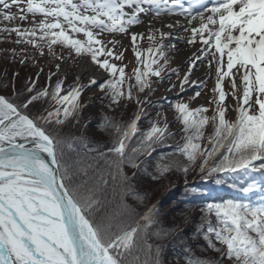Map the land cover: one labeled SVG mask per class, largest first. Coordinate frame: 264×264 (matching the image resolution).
I'll return each mask as SVG.
<instances>
[{
	"label": "snow or ice",
	"instance_id": "6c2138e0",
	"mask_svg": "<svg viewBox=\"0 0 264 264\" xmlns=\"http://www.w3.org/2000/svg\"><path fill=\"white\" fill-rule=\"evenodd\" d=\"M29 16V27L12 23ZM0 24V40L25 45L10 50L14 62L26 65L38 56L63 60L59 47L107 73L102 81L92 77L84 85L78 77L66 86L57 64L45 86L38 85L43 69L30 78L22 99L20 93L16 101L0 95V264H163L159 241L168 233L154 208L128 223L105 225L94 218L109 185L143 199L132 184L141 173L159 181L173 170L198 171L219 185L227 182L220 174L264 172V0H0ZM137 25L145 30L132 31ZM176 26L188 33L187 44L199 45L179 87L205 63L215 84L209 107L190 108L179 96L169 104L182 125L180 141L169 143L175 134L167 115L156 113L153 120L147 108L156 103L148 98L152 78L179 76L178 69L161 76L169 63L167 51L175 47L165 41L173 39L170 30ZM102 33L128 38L136 58L134 76L126 74V65L111 62L123 59L116 51L121 41L109 40V48L99 38ZM144 39L146 49L140 47ZM93 86L104 92L109 107L132 102L137 111L126 122L103 117L100 127L111 141L97 151L104 167L97 164L85 180L92 165L64 159L72 142L60 130L79 122L82 94ZM203 87H196L193 98ZM38 102L50 107L33 113ZM142 119L149 121L146 129L139 127ZM165 146L170 155L159 151ZM153 153L160 158L149 171L145 165ZM257 190L264 192V186L255 181L239 186L244 194ZM206 212L200 234L216 258L203 259L185 248L187 264H264V200L209 203Z\"/></svg>",
	"mask_w": 264,
	"mask_h": 264
},
{
	"label": "trees",
	"instance_id": "16d2710c",
	"mask_svg": "<svg viewBox=\"0 0 264 264\" xmlns=\"http://www.w3.org/2000/svg\"><path fill=\"white\" fill-rule=\"evenodd\" d=\"M13 45L15 47L6 46L7 50H0V86L4 88L7 83L9 84V86L10 84H14L11 93L13 96L12 100L16 101L17 93L21 94V99L24 95H27V93L24 92V88L27 83H25L23 80L21 81V83H19V76L17 78L13 77L11 72H9L8 67L5 66H8L9 61L2 63V57H4L5 53H8V55L10 56L11 49H22L21 46L15 45V43H13ZM28 48L32 49L31 47ZM7 58H11V56ZM26 65L20 63L19 66L21 68H26ZM27 72L28 71H25L24 73L25 81H29V79L31 78L30 73ZM125 72L128 76H133V70L130 68V66H127L125 68ZM41 82L42 79L40 80L39 78V86ZM3 88L0 89V94L10 99V93L5 88ZM173 102L178 101L175 100ZM39 104L40 102H38L36 104V107L32 109L33 113H35L37 110H44H40L37 108ZM45 107H50V105L48 104ZM133 113L134 110L132 109V107H127V116L125 118L116 119L113 117V120L118 122L129 121L131 118H134ZM91 114L96 117V112H90L89 110L86 112L84 110H81V112L79 113L78 123L73 122L72 124H67L63 127V129L60 130L62 138H71L72 142L71 148H65L64 159L69 162L75 161L77 162V164L90 163L92 165V168L88 170L89 176L85 177V180H89L91 178V176L93 175V169H96L97 164L100 165V168L104 167L103 163L97 157V151L105 149V147L108 146L111 142L109 133L100 127L102 123L98 122V120H94L93 115ZM209 115H211V113ZM102 117H100L99 121H103ZM148 124V119H142V121L139 122V127L142 129H146L148 127ZM179 125L181 128L182 125L180 123ZM179 129L170 128V130L175 134V137L174 140L169 141V143L180 141L181 133ZM205 131L206 134H209L211 132V128H207ZM82 147H85L86 150H82ZM159 151H163L165 154L170 155L169 149L166 146ZM159 158L160 157L157 153H153L152 157L148 158V164H146L145 167H149V171H151L152 169L150 165L154 164ZM141 159L145 158L141 157ZM127 171L129 172V175H131V170L127 169ZM189 172L190 173L184 174L182 171L173 170L166 174L165 178L159 181L153 180L152 178L148 180L144 179L145 175L141 173L138 178L141 179L142 182L145 181L149 186V190L146 192V194L144 193L146 184H134V180L132 182L135 191H137L140 196L143 197V199H138L136 196L132 195H126L115 185H109L106 191L110 193L111 197H109L108 201H112V208L110 206L108 212H103L107 213L105 216L97 218V215L99 216L100 210H103L102 208H99L97 210V214H94V218L97 220V222L103 223L105 225L128 223L131 220L136 219L141 213H145L148 208H151L153 203L156 201L154 194L159 190L161 193L167 191L169 186L173 185L171 181H174L176 179L177 181L181 182V184L184 183L185 186L179 187V189L177 188L178 190L175 191L176 193L174 194L173 199H170L172 203H160L154 207L155 212L159 215L160 226L168 233L159 241V243L162 245V252L159 258L163 262V264H174V261L178 259H181L179 260L180 264H187L184 249L190 248L194 255L197 257L203 259H215L216 254L211 249L207 248L206 241L200 234V231L204 225V218L207 216V204L222 202L229 199L243 200L245 202H251L253 204L260 203L262 200H264V192L257 190L251 194H244L239 191V186L242 184L250 183L252 181H255L257 184L264 186V172H238L230 173L226 176L224 174H220L221 178L226 180L227 182L219 185L215 183L214 179L202 178L198 171H192V173L191 171ZM145 174L147 175V173ZM76 179L78 182L81 181V176L77 177ZM151 183L155 187L153 188L154 194H152ZM233 184H235L236 187H232L231 185ZM99 198L102 201V205L105 204L104 199L107 200V198H102L100 196ZM124 205H127V208H125ZM195 214L198 215L195 216ZM212 219L214 220V217H212ZM172 229H181L180 233L185 235L182 240L179 239V244H177L176 246H174L173 244L175 243V238L173 237L175 231H173Z\"/></svg>",
	"mask_w": 264,
	"mask_h": 264
},
{
	"label": "rangeland",
	"instance_id": "374dc122",
	"mask_svg": "<svg viewBox=\"0 0 264 264\" xmlns=\"http://www.w3.org/2000/svg\"><path fill=\"white\" fill-rule=\"evenodd\" d=\"M12 11L15 12L16 9L13 8ZM31 19H32L31 16H29L28 21L21 22V21L17 20V21H14L12 23L13 24H20L22 27L30 26ZM36 19L38 20V19H40V17L38 16ZM3 26H4L3 24H0V27H3ZM9 26H11V25H9ZM144 30H145L144 27H142L140 25L134 26L132 29V31H144ZM163 31H165V29H163ZM187 36H188L187 32L180 30V31H177L176 33L173 34V39L171 41H165V43L174 44L175 47L174 48L170 47L167 51L169 63L164 68L163 72L161 73V76L167 77L168 74L173 69L179 70V76L172 75L170 77V79L169 78L159 79V78L153 77L152 78V80H153V83H152L153 91L149 95L148 98L150 101H153L156 103H154L152 105V107H150V108H147V105H144V107L147 108V112H148L149 116H151L152 119H154V120L156 119V115H155L156 113H160L161 115H167V117L170 121L169 127L173 128V129H179L180 125H179V122L175 119L174 109L169 107V104L174 103L171 99L177 98V96H179L183 102L189 103L190 108H196L200 105H204L205 107H209L208 100H209V97L212 95L211 90L215 84V79H214L215 74L212 73L211 76H209L207 74L206 63H205V64L199 65L192 72L189 82L184 85L183 89H181L179 87V80L183 77L184 73L188 71V62H189L190 57H192V55L197 53L199 50V45L193 46V45H189L185 42L184 38ZM14 37L15 36H11L8 39L14 40L15 39ZM78 38L83 39V36L81 35ZM99 38L102 39L103 41H105L106 44L109 40H112L113 38L121 41V43L116 46V51L123 52V59L122 60H114L113 59V60H111V62L116 63L118 66H120V65H126V67L130 66L131 69L136 67V58L133 55L130 46L127 44L128 38L126 36L122 37V36L117 35V34L102 33ZM6 46L12 47L14 45L11 42H3L2 40H0V50H4V51L7 50ZM19 46H21L22 48L25 47V45H19ZM107 46L109 48L112 47L111 44H107ZM140 47L142 49H146L148 47L147 39H144L140 42ZM27 51L32 52L33 49L27 48ZM56 52L58 55H62L64 57V59L63 60H61V59L53 60L51 57H48L46 59L45 56H38L36 61H32L31 59H29L27 62L26 68H21L19 66L20 62L18 59L14 62L11 58H7L10 56L8 55V53H5L4 57H2L3 58L2 63L9 61L8 66L7 65H5V66L8 67V70H9V72H11L13 77L17 78L19 76V80H18L19 83H21L22 80L25 83L29 82V81H25V74H24L25 71H28L30 73L31 79L32 78L34 79L35 76L38 75L40 69H43V75H40V80L42 79L40 86L43 87L46 84L48 75L51 72L56 71L55 65H57V64L61 65V69L59 72L60 78H64L65 76L67 77L66 86L76 83L77 78L79 77L77 72H78V65L80 63L81 58L75 57L74 54L72 56H70V54L67 50L61 49L59 47L56 48ZM159 64H164V60L161 59L159 61ZM155 67H157V65H155ZM94 68L98 72L97 77H95L98 81H102L107 77V73H104L102 70L97 69L95 66H94ZM16 73H19V75L18 76L14 75ZM23 75H24V77H23ZM79 78H80V83H82L84 85H87L91 79V77L88 74H83ZM54 80H55V77H53V82H54ZM193 80L196 81L195 86L192 83ZM202 83L204 84V87L202 89H200V96L193 98L194 93L196 91V87ZM172 85H177V86L172 87ZM13 86H14V84H10V86H9V84L7 83V85L4 87L10 93V99L11 100L13 98L12 93H11V90H13ZM2 88L3 87L0 86V89H2ZM224 90L226 93L231 92V88L227 82H225ZM133 91L135 92V89ZM143 95L144 94H140L141 99L143 98ZM229 100H231V97H229ZM81 103H82V110H84L86 112L88 110L90 112H96V117H94L93 114H91V115H93L94 120H98V122H100V123H103V121H99L100 117H102V116L103 117L107 116L111 119H113V117L116 119L125 118L127 116L126 115L127 107H129V108L132 107V109L134 110L133 116L135 115V113L137 111V105L135 103H132V102H123L120 107H116V106L109 107L108 98L105 97L104 92L100 88L95 87V86H93L90 89L83 92L82 97H81ZM46 105H48V104H46ZM46 105L40 103L37 106V108L42 110L45 108ZM120 112H121V114H120ZM210 113L211 112H209L208 114H210ZM94 120H92V121H94ZM81 149L86 150L85 147H82ZM188 173H190V172H188ZM191 173H192V171H191ZM143 174L145 175L144 179H147V180L151 179L150 175L147 174L148 175L147 176L145 173H143ZM77 177H79V176H77ZM171 182L173 183V185L169 186L167 191L161 193L159 190L155 194L153 191L154 190L153 188H155V187L151 183L152 194H154V197L156 199V201L154 203L152 202L153 205L154 204L157 205L160 203L163 204L165 202H167L165 204H168V202L172 203V201H170V199L171 198L173 199L174 194L176 193L175 191H177L176 189L177 188L179 189V187L185 186L184 183L181 184V182L177 181L176 179L174 181L172 180ZM132 184H133V182H132ZM134 184L145 185L146 182L145 181L142 182L141 179L137 178L136 180H134ZM148 190H149V186H148V184H146L144 193L146 194V192ZM100 197L107 198V200L104 199L105 204H103L101 207L103 210H100L99 216L97 215V218L105 216L107 213H103V212H108V210L110 209V206L112 208V203H111L112 201H110V202L108 201L109 197H111L110 193L108 191H104L102 193V195H100ZM165 200H167V201H165ZM197 215L198 214H195V216H197ZM177 220H179V219H177ZM173 231H175V233L173 234V237L175 238V243H173V244H174V246H176L177 244H179V239L182 240V238H184L185 235L180 233L181 229H177V230L175 229ZM179 260H181V259L174 261V264H180Z\"/></svg>",
	"mask_w": 264,
	"mask_h": 264
},
{
	"label": "bare ground",
	"instance_id": "6f19581e",
	"mask_svg": "<svg viewBox=\"0 0 264 264\" xmlns=\"http://www.w3.org/2000/svg\"><path fill=\"white\" fill-rule=\"evenodd\" d=\"M180 19H181V22H183V18H180ZM163 29H165V31H169V29H167V28H163ZM170 31H172V33L174 34L177 31H180V27L179 26H176L173 29H171ZM127 44L129 45V41L127 42ZM77 74H78L79 77H81L83 74H88L92 78V77H97L98 72L94 68V65L85 63V61L83 59H81L79 65H78V72H77ZM194 181H196V180H194ZM176 190H178V189H176ZM155 206L156 205L154 204V205H152L151 208H154Z\"/></svg>",
	"mask_w": 264,
	"mask_h": 264
},
{
	"label": "water",
	"instance_id": "95a60500",
	"mask_svg": "<svg viewBox=\"0 0 264 264\" xmlns=\"http://www.w3.org/2000/svg\"><path fill=\"white\" fill-rule=\"evenodd\" d=\"M46 160H50V158L49 157H47V155L46 154H41Z\"/></svg>",
	"mask_w": 264,
	"mask_h": 264
}]
</instances>
